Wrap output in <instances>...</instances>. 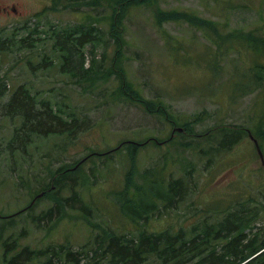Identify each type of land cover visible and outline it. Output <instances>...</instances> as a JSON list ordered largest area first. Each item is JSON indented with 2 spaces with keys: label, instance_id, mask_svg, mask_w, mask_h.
<instances>
[{
  "label": "rangeland",
  "instance_id": "1",
  "mask_svg": "<svg viewBox=\"0 0 264 264\" xmlns=\"http://www.w3.org/2000/svg\"><path fill=\"white\" fill-rule=\"evenodd\" d=\"M13 6L17 14L0 12V36L20 34L34 37L40 43L32 49L17 45L0 57V95L6 92L4 98H0V216L11 218L26 209L46 187L64 200L81 190V196L94 211L87 217L78 205L72 209L67 207L61 216L65 218L52 230L49 225L39 227L31 219L26 225L21 223L23 216L38 217L53 205L51 197L38 199L32 211L15 217H19L15 227L8 226L15 218H0V233L4 238L23 234L21 246L35 250L68 244L73 252H81L79 264H98L101 262L99 251L95 253L97 246L92 242L102 238L105 229L120 233L140 229L158 231L170 226L176 231L181 228L188 232L205 221L221 219L219 212L212 208L220 202H229L232 192L239 193L245 186L257 187L253 208L264 209V167L249 135L242 134V141L229 153L212 154L216 162L207 166L208 157L204 156V163L197 165L195 156H201H194L184 146L190 137L173 136L176 139L164 145L145 143L149 138H157L159 142L169 140L174 126L165 120L164 114L147 113L138 101L143 100L139 95L162 100L170 115L182 125L205 114L203 121L189 128L192 135L198 136L220 125L251 130L254 124L263 121L264 93L252 88L246 95H240L244 85L240 71L249 72L254 64H262L264 54L256 57L247 47L243 51L229 52L221 61L226 71L216 80L204 66V61L213 54L209 49L218 46L214 40L208 41V37L187 24L168 21L158 29L154 23L159 10L190 11L215 22L226 35L258 29L264 37V0H158L157 4L131 9L121 35L125 48L117 60L113 38L109 35L114 6L111 0H0L2 10ZM82 24L100 28L104 36L99 37V44L84 48L86 64L80 75L63 74L62 60L54 49L50 30ZM107 40L112 42L108 50L105 48ZM174 43H181L188 53L184 54L185 50L181 55L171 53L166 46ZM234 44L237 43L234 41ZM259 48H264V44ZM76 59L83 61V57ZM228 59H237L239 67H235L233 74L227 72L232 69ZM45 61L51 65L46 69L38 68ZM108 68H114V72L105 75ZM84 74L89 77L81 78ZM121 74H125L126 84L131 83L130 95L135 96L132 102L126 97L118 100L113 96L114 91L121 88ZM21 86L29 90L37 103L49 102L62 112L64 119L77 120V132L73 136L31 134L24 145L15 143L14 136L20 135L23 120L7 114L4 106ZM127 141L145 143V146L140 145L135 163L138 173L165 174L164 180L159 179L161 185L164 181L184 177V164L193 161L196 193L182 203H174V208L159 203L160 209L145 223L123 215L115 194L125 190L126 175L133 167L130 168L125 146L106 154ZM97 152L105 155L93 157L81 166V175H87L91 186L88 190L79 183V174L74 176L77 185L71 191H60L62 186L51 183L50 177L58 178L60 169L76 170L77 163ZM170 172H174V177H168ZM133 183L142 184V178L136 176ZM189 188L192 190V185ZM254 227L253 232L264 227V211ZM224 243L216 244L219 256L223 254ZM3 260L4 249L0 243V264ZM199 261L200 258L189 264ZM62 263L77 264L65 258L57 261V264ZM147 264L160 263L149 261Z\"/></svg>",
  "mask_w": 264,
  "mask_h": 264
},
{
  "label": "trees",
  "instance_id": "2",
  "mask_svg": "<svg viewBox=\"0 0 264 264\" xmlns=\"http://www.w3.org/2000/svg\"><path fill=\"white\" fill-rule=\"evenodd\" d=\"M111 1L114 6L113 16L109 25V35L113 38V44L110 40H107L105 42V48L108 50L112 44L117 51V60L118 57H122V52L125 48V41L121 38V35L125 31V21L128 18L130 10L137 7L157 4L158 0ZM168 21H173L176 24H187L196 32H201L202 35L208 37L206 38L208 41L214 40L218 46L209 49L213 54L204 61V66L209 72L211 71L212 78L216 80L222 77V71H226L225 67L221 66V61L229 52L234 50L243 51V49L247 47L255 53L256 57L258 54H264V48H259V45L264 44V37L258 29L248 31L241 30V34L229 33L226 35V33H222L223 29H219L216 26L215 22L202 18L193 12H179V10H159L155 15L154 25L158 29H162L163 24ZM258 35H262V37ZM103 36L104 33L100 28L84 24L68 29H51L50 37L54 40V49L62 60L61 72L72 76L80 75L86 64L83 54L84 48L87 45L99 44V37ZM35 39L34 37L22 36L20 34L1 35L0 57L1 55H5L8 49L16 47L17 45L21 48L32 49L34 45L40 43L39 40ZM234 41L237 44H234ZM166 47L171 53H174V55H181L184 50V54L188 53L181 43H174L170 47ZM256 47L258 48L257 50H255ZM77 57H79V59L83 57V61L77 60ZM228 61L232 64V69L227 71L230 74L234 72L238 64L237 59H228ZM50 65L51 64L45 61L43 65H39L38 68L46 69ZM113 69L114 68H108L105 70V75L111 71L114 72ZM248 70L249 72L246 71L243 73L239 69L244 82L240 95H246L252 88H256L260 93H264V61L262 64H254ZM87 77L89 76L84 74L81 78ZM96 79H98V77ZM120 79L122 80L121 88L115 90L113 96L118 98V100L126 97V100L132 102L135 96L134 94L130 95L132 91L131 83L128 81L127 84L125 83V74H121ZM5 95L6 92L0 95L1 100ZM139 97L143 99L138 101L142 103L147 113L162 116L164 114L166 116L165 120L173 124L174 129H183L181 133L176 132L175 136L182 135L191 138L184 146L186 150L188 152L191 151L194 156H201L200 158L195 156L197 165L199 163H204V156L208 157L207 166H209L211 162H216L213 161L211 157L212 154L215 156H222V154L229 153L242 141V134L249 135L248 131L257 139L264 154V120L258 121V124L256 123L257 125L254 124L255 130L252 128L251 130L244 131L243 128H231L220 125L208 130L202 136L192 135L193 131L189 128L198 121H203V115L205 114L197 116L192 122H184L182 125L179 124L177 119L170 115L166 104L162 100H149L141 95H139ZM4 107L7 109V114L21 117L20 119L23 120V127L20 135L18 136V134H15L14 136V142L20 145H24L25 139L31 134L43 137L65 134H72L73 136L77 132V129H79L76 126L77 120L69 121L64 119L60 115L62 112L55 109L49 102L37 103L29 90L24 86H21L12 94L9 102L6 103ZM172 135L169 140L164 142H159L157 138H149L147 141L155 142L158 145H164V143H170L176 139L172 138ZM145 143L127 141L121 144L122 147H120V145L118 148L114 149V151L106 154L117 152L124 146L126 147V156L130 160V168L133 167V169L126 175L127 185L125 190L117 192L115 198L122 214L139 223H145L150 220L151 216L160 209L159 203L166 208H174L176 207L174 203H182L189 195L195 194V188L197 187V183L194 180L196 175L192 171V169L195 170L194 168L196 165L191 160L190 164H184L186 170V173L184 172V177H180L179 179L174 178L167 181V183L164 181L163 185L159 183V179L164 180L165 174L152 171L138 173L137 164L135 165V163L139 155V147L142 144L145 146ZM203 144L210 145V147L204 149L202 148ZM191 146H195V148L189 150L188 148ZM100 155L105 154H99L98 152L93 153L84 160L88 161ZM85 162L82 164L77 163L76 166H78V168L76 170L68 171L69 169L67 168L60 169L58 171V174H60L58 178L54 176L50 177L51 183L57 187L62 186V189H58L60 191H64L65 189L71 191L77 185V178H74V176L79 174V183L83 186V189L88 190L91 187L88 183V177L86 174L83 176L81 175V166L84 165ZM174 175V172L168 173L169 178L174 177ZM136 176L142 178V184L136 185L133 183ZM186 178L188 179L186 180ZM40 184L41 186L44 185L43 183ZM212 184H214V182H212L211 185ZM246 184H248V182H246ZM249 184L251 186L250 182ZM191 185L192 190L189 188ZM257 190V187L251 186L249 188L245 186L241 188V192L239 193H236L237 190L232 192L229 202H220L219 206L212 208L213 211L219 212L222 216L221 219L211 218V221H205L201 225H195L188 232L181 228L176 231L171 229L170 226L158 231L140 229L120 233H114L105 229L104 236L99 239L96 238L92 242L93 245L97 246L96 250H94L95 253L99 251L98 255L100 256L101 262L98 264H147L149 261L159 262L160 264H189L198 258H200V261L197 262V264H264V227H260L256 232H253V230L256 229L254 227L255 222L264 211V209L258 207L253 208V204L256 202ZM41 193H44L43 198L47 197L48 199L51 197L50 199L53 205L38 217L23 216L21 223L26 225L27 221L31 219L36 222L39 227L49 225L52 230L58 225V222L65 218L61 219V216L67 207L72 209L74 205H78L87 217H90L91 213L94 211L93 206L86 203L84 197L81 196V190L79 194L73 195L70 199L66 200L59 196L57 192H54L53 189H48V187L41 189L39 194ZM39 194H37V196ZM39 200H37V202ZM33 207L34 205L32 207L28 206L26 209L10 217L15 218L25 212L32 211ZM221 210L224 212H220ZM8 217L9 216L1 218L11 219ZM18 218L9 221L8 226L15 227ZM248 231L251 233L248 234ZM24 237L23 234H20L16 237L10 236L4 238L3 233H0V243L4 249L3 264H57V261H62L64 258L73 260L77 264L80 263L78 257L81 255V252H73V249H71L68 244H60L58 246H49L46 249L35 250L21 246L20 240ZM221 241L225 243L222 245L223 254L219 256L215 249L218 247L216 244Z\"/></svg>",
  "mask_w": 264,
  "mask_h": 264
},
{
  "label": "water",
  "instance_id": "3",
  "mask_svg": "<svg viewBox=\"0 0 264 264\" xmlns=\"http://www.w3.org/2000/svg\"><path fill=\"white\" fill-rule=\"evenodd\" d=\"M13 10H14V9H13ZM176 132L181 133V132H183V129H182V128H176V129H174V130H173V135H172V137L175 136V133H176ZM248 134H249L250 139L254 142V144H255V146H256L257 153H258V155H259V157H260V160H261V162H262V165H263V167H264V154H263L262 149H261V147H260V145H259V142H258L257 139L252 135V133H251L250 131H248ZM149 142H150V141H147L146 143H149ZM120 147H122V145H121ZM83 161H85V160H83ZM42 196H43V194H39V195H38V196L32 201V203L30 204L29 207H32V206L36 203V201H37L38 199H40ZM1 217H2V216H0V218H1Z\"/></svg>",
  "mask_w": 264,
  "mask_h": 264
},
{
  "label": "flooded vegetation",
  "instance_id": "4",
  "mask_svg": "<svg viewBox=\"0 0 264 264\" xmlns=\"http://www.w3.org/2000/svg\"><path fill=\"white\" fill-rule=\"evenodd\" d=\"M14 9V10H13ZM10 10V11H9ZM4 12V13H9V12H12V13H14V14H17L18 13V11L16 10V8L13 6V7H11L10 9L9 8H5V9H1L0 8V12Z\"/></svg>",
  "mask_w": 264,
  "mask_h": 264
},
{
  "label": "bare ground",
  "instance_id": "5",
  "mask_svg": "<svg viewBox=\"0 0 264 264\" xmlns=\"http://www.w3.org/2000/svg\"><path fill=\"white\" fill-rule=\"evenodd\" d=\"M85 161H86V160H85ZM85 161H82L80 164L84 163ZM77 167H78V166H77ZM41 194H43V196H44V193H41ZM43 196H42L41 198H43ZM41 198H40V199H41Z\"/></svg>",
  "mask_w": 264,
  "mask_h": 264
}]
</instances>
